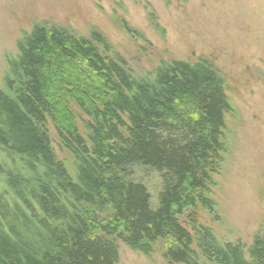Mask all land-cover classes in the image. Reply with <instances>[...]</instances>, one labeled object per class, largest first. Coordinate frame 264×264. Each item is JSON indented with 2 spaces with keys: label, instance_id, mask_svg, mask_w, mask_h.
<instances>
[{
  "label": "trees",
  "instance_id": "obj_1",
  "mask_svg": "<svg viewBox=\"0 0 264 264\" xmlns=\"http://www.w3.org/2000/svg\"><path fill=\"white\" fill-rule=\"evenodd\" d=\"M17 50L0 88V169L13 191L12 202L0 196V264H117V240L144 255L160 246L167 264H264V231L248 246L221 242L195 215L214 210L210 186L232 110L216 70L174 61L135 82L97 33L40 25ZM80 63L101 81L95 95L64 76ZM70 101L92 120L86 138ZM48 117L61 124L74 176L53 152ZM133 165L159 173L155 209L129 178Z\"/></svg>",
  "mask_w": 264,
  "mask_h": 264
},
{
  "label": "rangeland",
  "instance_id": "obj_2",
  "mask_svg": "<svg viewBox=\"0 0 264 264\" xmlns=\"http://www.w3.org/2000/svg\"><path fill=\"white\" fill-rule=\"evenodd\" d=\"M35 25L85 39L97 33L108 56L121 58L135 82H152L156 69L174 61L216 70L232 110L225 115V151L210 186L214 210L199 207L195 215L221 242L248 246L264 231V0H0V88L8 60L18 53L17 42ZM83 69L81 63L71 72L65 68L64 76L82 81L78 92L89 95V89L95 95L90 88L101 81L93 73L82 74ZM65 85L69 91L71 85ZM59 91L57 95H67ZM70 104L77 130L86 138L92 120ZM60 125L48 117L44 129L56 158L74 176L75 159L59 137ZM2 172L0 196L12 202L13 191ZM128 174L146 187L155 209L159 173L133 165ZM185 220L180 217L184 225ZM116 245L117 264H167L160 246L144 255L119 240Z\"/></svg>",
  "mask_w": 264,
  "mask_h": 264
},
{
  "label": "bare ground",
  "instance_id": "obj_3",
  "mask_svg": "<svg viewBox=\"0 0 264 264\" xmlns=\"http://www.w3.org/2000/svg\"><path fill=\"white\" fill-rule=\"evenodd\" d=\"M149 171V170H148Z\"/></svg>",
  "mask_w": 264,
  "mask_h": 264
}]
</instances>
